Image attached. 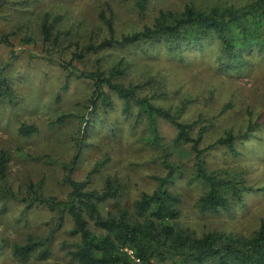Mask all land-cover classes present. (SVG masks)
<instances>
[{
    "label": "rangeland",
    "instance_id": "374dc122",
    "mask_svg": "<svg viewBox=\"0 0 264 264\" xmlns=\"http://www.w3.org/2000/svg\"><path fill=\"white\" fill-rule=\"evenodd\" d=\"M58 1L62 29L71 33L67 36L70 43L80 41L84 44L90 40L98 43L109 34L108 26L100 18L107 4L116 13V34L121 36L151 23L161 9L181 10L188 2L208 7L218 3L244 5L251 0H151L143 13L132 1ZM6 23L0 19V35L11 32V24ZM22 31L24 36L31 33ZM34 37L36 41L31 43L23 41L20 33L11 37L16 57L11 48L0 44V75L8 78L11 91L18 96L14 104L6 95L0 98V150L4 148L11 155L9 185L18 191L26 190L31 181L42 182L46 194L63 198L68 187L63 182V170L58 162L70 160L80 150L75 177L83 180L96 163L106 159L93 174L91 186L102 188L107 176L117 178L124 190L120 204L131 206L143 191H153L157 186L156 177L165 173L161 153L146 140L150 131L138 118L137 107L133 105L128 115L122 100L115 98L112 107L99 105L92 111V82L70 76L57 61L46 59L41 53L40 35ZM255 50L245 51L241 58L231 60L225 58L213 40L205 42L204 49L185 45L182 50L173 51H168L165 44L149 42L131 50L90 52L82 63L74 62L84 70L107 71L121 57H126L131 64L120 80L126 85L151 80L157 85L154 89L159 84L165 93L162 97L160 93L156 95L158 103L173 109L186 105L182 118L188 121L201 114L203 120L213 125L204 144L213 142L225 131H245L249 122H255L252 134L235 143L236 152L217 147L205 155L210 170L241 173L246 184L254 188L244 191L242 199L234 200L228 208L212 212L200 211L196 206L207 187L198 180H191L195 161L191 146L175 143V126L169 121L158 120L159 132L169 144L172 159L183 165V174L170 185L182 197L180 224L199 235L208 231L248 235L264 219V60ZM0 90L6 92L3 80ZM230 100L235 107L225 110ZM63 113L86 115L91 125L86 130V123L74 118L52 125ZM22 122L36 124L39 132L30 138L23 137L18 131ZM114 203L115 199H109L102 205L103 211ZM3 204L0 202V264H77L67 252L75 242L69 231L70 221L55 230L52 255L43 262L33 257L21 260L10 249H4L14 238L48 234L51 213L44 207L27 210L18 201L7 203V208Z\"/></svg>",
    "mask_w": 264,
    "mask_h": 264
},
{
    "label": "trees",
    "instance_id": "16d2710c",
    "mask_svg": "<svg viewBox=\"0 0 264 264\" xmlns=\"http://www.w3.org/2000/svg\"><path fill=\"white\" fill-rule=\"evenodd\" d=\"M124 1L134 2L138 11L143 13L151 0ZM60 6L58 0H0V19L11 24V32L0 35V44L11 48L12 55L16 57L12 36L20 33L23 41L31 43L36 41L35 35H40L41 53L46 59L57 61L70 76L92 82V111L99 105L112 107L115 98L122 100L128 115L135 105L138 118L150 131L147 142L161 153L165 173L156 177L157 186L153 191H143L131 206H125L120 204L124 190L117 178L107 176L102 188L91 186L93 174L106 163V159L96 163L83 180L75 177L74 171L80 158V150H77L70 160L58 162L63 170V182L68 187L66 196L59 198L46 194L42 182L31 181L26 190L15 191L7 180L11 155L3 148L0 150V202L4 203V208H7V203L18 201L27 210L44 207L51 213L48 234L14 238L4 245V249H10L21 260L33 257L43 262L52 255L55 230L70 221L72 226L69 231L75 242L67 252L71 261L77 264H264V219L248 235L221 231L199 235L180 224L182 197L170 185L183 174V165L172 159L169 144L163 140L158 129V120L169 121L177 131L174 142L191 146L195 155L191 180H198L207 187L196 206L200 211L215 212L228 208L234 200L242 199L244 191L254 188L246 184L241 173L210 170L205 155L217 147H227L236 152L235 143L252 134L255 122H249L245 131H225L213 142L204 144L206 134L213 125L203 120L201 114L188 121L182 118L186 105L173 109L158 103L156 95L165 93L158 83V88L154 89L153 86L157 85L151 80L128 85L120 80L131 64L126 57H121L107 71L100 68L84 70L74 63H82L90 52L131 50L149 42L165 44L168 51L182 50L185 45L204 49L208 40L220 46L225 58L239 59L245 51L256 49L264 60V0H251L244 5L218 3L208 7L188 2L181 10H159L151 23L121 36L116 34V13L107 4L108 8L101 10L100 18L108 26L109 34L98 43L90 40L84 44L80 41L70 43L67 36L71 33L62 29ZM24 29L31 33L24 36ZM2 80L6 92L0 90V98L6 95L12 104L15 100L18 102V96L11 91L10 82L3 74L0 75V85ZM209 91L212 92V89ZM232 107L235 106L230 100L224 109ZM87 117L63 113L52 125L74 118L81 120L82 124L86 123L84 129L87 130L91 125ZM18 131L23 137L30 138L39 132V127L22 122ZM52 161L57 164V161ZM109 199H115V203L103 211L102 205Z\"/></svg>",
    "mask_w": 264,
    "mask_h": 264
}]
</instances>
